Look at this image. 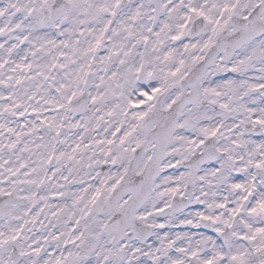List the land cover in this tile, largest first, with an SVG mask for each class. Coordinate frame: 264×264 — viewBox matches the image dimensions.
<instances>
[{
    "label": "snow or ice",
    "instance_id": "obj_1",
    "mask_svg": "<svg viewBox=\"0 0 264 264\" xmlns=\"http://www.w3.org/2000/svg\"><path fill=\"white\" fill-rule=\"evenodd\" d=\"M0 264H264V0H0Z\"/></svg>",
    "mask_w": 264,
    "mask_h": 264
},
{
    "label": "rangeland",
    "instance_id": "obj_2",
    "mask_svg": "<svg viewBox=\"0 0 264 264\" xmlns=\"http://www.w3.org/2000/svg\"><path fill=\"white\" fill-rule=\"evenodd\" d=\"M185 230H187V229H185Z\"/></svg>",
    "mask_w": 264,
    "mask_h": 264
},
{
    "label": "water",
    "instance_id": "obj_3",
    "mask_svg": "<svg viewBox=\"0 0 264 264\" xmlns=\"http://www.w3.org/2000/svg\"><path fill=\"white\" fill-rule=\"evenodd\" d=\"M167 211V210H166Z\"/></svg>",
    "mask_w": 264,
    "mask_h": 264
}]
</instances>
